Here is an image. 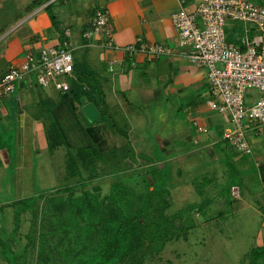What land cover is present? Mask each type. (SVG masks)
I'll return each mask as SVG.
<instances>
[{
    "label": "rangeland",
    "instance_id": "obj_1",
    "mask_svg": "<svg viewBox=\"0 0 264 264\" xmlns=\"http://www.w3.org/2000/svg\"><path fill=\"white\" fill-rule=\"evenodd\" d=\"M85 1L88 0H65L62 13L59 9L60 3L54 2L50 11L56 16L57 23H59L62 20L60 18L72 14L70 12L73 5L83 6ZM251 1L260 3L259 5L264 7V1ZM28 3L29 0H5L4 4L0 6L1 27L7 20L13 22L18 17L20 19L22 15L25 16V11L22 9ZM44 12L48 14V11ZM241 23L227 21L226 32L233 28L234 35L240 36L243 29ZM60 24H57V27L63 31L67 22H60ZM8 28L9 26L0 28L1 35H5ZM71 42L73 46H76L73 37ZM72 55L75 62H78V65L84 70L83 83L85 85L92 84L93 80L95 83L102 82L101 79H97L96 73L94 74L97 70L90 64L85 45L82 48H74ZM65 80L69 84L72 83L69 78H65ZM100 86L104 91V86L102 87L101 84ZM109 88H111L110 85ZM42 89L51 101H44L41 104L37 102L31 107L27 106L26 111L28 113L32 111V116L38 112L47 111L51 105H57L64 99L73 104L74 111L80 114L79 119L81 118L82 124L87 128H91L90 124L98 120L96 118L87 122L84 115L80 113L81 108L79 109V105L73 100L72 91L59 92L52 85L38 89V91L41 92ZM18 93L16 90L9 94L5 100L9 110L7 112H10L7 119L12 122L14 128L0 132V145L6 146V152L9 154L7 161L0 164V171L2 170L0 174V251L2 252L3 248L4 252L8 248L6 253L0 255V264H3L4 261L7 262L6 258L12 262L16 260L17 264H23L21 261L24 260L25 264H36L37 252L40 249L46 252L48 244L52 246L58 242L57 238H51L49 242L41 244L44 237H39V233L45 235L49 226L47 224L42 228L39 221L43 197L55 194L61 199L73 198L80 196L84 191H94L102 197L109 193L110 184L114 180L103 164L97 165V176L94 178L86 179L89 173L85 172L84 179L77 180L75 176L70 177L66 147L61 146L50 152L43 130L40 137L36 136V140L32 141L27 126L19 127L16 115ZM118 93L120 94L119 91ZM128 94L125 91L120 96L128 97ZM130 96L132 95L130 94ZM259 98L260 94L257 91L248 90L245 102L252 105ZM11 100H13V104L10 102ZM11 105H13L12 112L10 111ZM132 106L131 112L127 109L123 110L121 106L107 109L112 118L107 121H115L121 131L129 132L131 142L128 148L133 152L132 162L137 160L143 166L156 164L160 168L154 177L159 180V184L163 181L172 194L167 214L177 216L175 218L176 227L183 225L187 230L186 235L181 237L180 234L178 239L167 243L160 253L148 258L144 264H249L247 253L258 242L263 241L256 233L261 230L259 228L263 220L260 215L264 211L260 208L264 206V188L257 176V167L254 162L255 150L251 154H243L231 149L229 144L222 140V134L225 129L232 130L234 126L231 122L220 119L221 116L216 111L211 112L215 115L214 117H211L210 112H206V110H203L200 116L191 115L186 109L165 110L166 112L157 110L158 112L154 113V108L150 104L139 100L134 101ZM132 112L139 117L134 115L133 118L130 115ZM161 112L164 114H158ZM202 114L210 116V119L202 120L208 130L203 135L198 133L194 125L195 121L201 122ZM162 116L164 117L162 118ZM136 119L138 123L132 125L131 120ZM105 122L100 120L101 124H105ZM105 125L109 130L108 125ZM260 129L264 131V128ZM107 130L102 136V147L105 151L124 145L122 137L113 135ZM213 134L219 142L218 147H228L226 160L213 161L209 155L205 156L204 152H202L203 154L200 152L196 155L183 156L187 152L192 153L196 150L193 149L195 147L192 143L193 138ZM158 136H166L170 139L169 153L168 151L165 153L158 145ZM250 136L251 132L249 131L247 132L248 142ZM69 137L73 138L72 135ZM31 144L35 148L32 155L33 163L30 169L25 171L21 168L23 162L26 161L23 153ZM250 144L253 145L251 141ZM71 147L75 148V145ZM36 150H41V152H35ZM235 158L237 159L235 160ZM137 167L138 165L133 164V169ZM233 187H237L240 191L239 198L231 195L230 188ZM57 190L58 192H56ZM149 206H152L151 202ZM190 206L193 207L192 211L186 212ZM46 210L45 206V214ZM44 219L47 221L49 218L44 217L43 221H45ZM13 229L17 231L15 232ZM261 234L263 236V233ZM3 244L8 245L6 249ZM42 245H46V247ZM53 253L55 255L54 251ZM260 264H264V259L260 261Z\"/></svg>",
    "mask_w": 264,
    "mask_h": 264
},
{
    "label": "crops",
    "instance_id": "obj_2",
    "mask_svg": "<svg viewBox=\"0 0 264 264\" xmlns=\"http://www.w3.org/2000/svg\"><path fill=\"white\" fill-rule=\"evenodd\" d=\"M200 1L201 0H88L85 1L86 3L84 2L83 6H77V4L73 5L70 12L72 14L60 18L62 20L57 24L61 25L60 22H67V25H64L65 29L63 31H69V36L65 35V39L70 43L72 54L74 48H82L85 45L91 66L99 72H94V74L96 73L97 79L102 80L100 84L102 87L104 86L103 93L107 109L110 110L121 106L123 110L127 109L131 112V110H133L132 103L139 100L140 102L150 104L152 108H154V113L158 112L157 110L166 112L165 110L174 109L178 111L186 109L189 114L200 116L201 112L206 110V112H210L211 117H214L215 115L211 114V112L216 110L210 109L207 103L210 97L208 69L205 67H197L190 62L187 56V49L180 48L178 45V32L171 21L172 14L179 11L181 8H185L188 12L196 13ZM4 2L5 0L0 1V6L3 5ZM30 2L31 0H29L27 6ZM59 3L61 6L59 9L62 13L65 6L63 4L65 2ZM95 6L104 7V9L108 11L112 41L117 49L101 48L100 45L97 44L98 41H96V38L91 37L92 39H85L82 37V34L89 29L93 16L92 10ZM10 21L11 20H7L2 26L3 28L9 26L6 34L1 35L0 33V74L7 72L11 66L20 64L29 53L37 56L41 48L61 44V30L59 27H54L52 25L48 14L43 10V6L25 14V16L22 15L20 19L18 17L14 20L16 21L15 23L14 21ZM56 21L58 20L56 19ZM241 26H243L242 33L238 37L234 35L233 28L229 29L228 32L225 30L229 43L241 46L242 38L246 36L253 38L258 35L257 28L253 24L241 23ZM2 27L0 25L1 29ZM72 37L75 40L76 46H73L71 42ZM144 42L164 45L171 48L173 54L170 56L148 59L143 54H136L133 56L126 55L122 50L127 45ZM75 63L79 66L78 62ZM33 80L26 79L19 82L16 84L14 91L16 92V90H18L19 92L17 97L18 108L16 110L19 127L27 126L32 141L36 140V136L40 137L43 128L40 121L32 117V111L28 113L26 108H28L27 106L31 107L37 102L42 103L44 101H51L48 96L45 95L44 89H42L41 92L38 91V89L43 87L37 86ZM109 85L111 88H109ZM118 91L121 95L125 91L126 93L128 92V97L124 95L121 97ZM130 94L132 96H130ZM26 96L27 99H25ZM6 97L7 96L0 99L1 133L3 130L14 128L12 122L7 119L9 118L10 112H7L8 109L5 104V102H7L5 101L7 100ZM216 101L220 102L219 99ZM10 102L13 104V100ZM82 107L80 109L79 106V109L87 119V122H91L83 112ZM74 110L75 108L72 103L70 104L62 99L54 107L53 114L57 120L64 125V130H70L69 133L73 136V138L69 137L71 142L77 139L87 145L92 144L94 139H96L92 134V127L87 128L84 126L81 118L79 119L80 114ZM10 111H13V105H11ZM133 112L130 115L133 116V118L134 115L138 118L139 116ZM164 112L158 114L163 115ZM204 114L200 117L201 122H194L195 126L197 124L207 128L202 120L210 119V116H205ZM114 115H116V113H114ZM219 116H221V118L219 117L220 119L230 122L228 116L220 113ZM163 117L164 116H162V118ZM130 123L135 125L138 123V120H131ZM161 123L163 124V120ZM244 127L246 129V137L247 132H251L250 141L253 145L250 144V141L249 144L252 147V151L255 150L254 162L257 167V176L264 188V138H262L264 137V131H261L260 128L254 129L251 124H245ZM89 129H91V131H89ZM226 130L229 129H225V131ZM198 133L202 135L206 134L200 133L199 131ZM127 134H129L128 131ZM157 139L160 148L164 150L165 153H167V151L169 153L170 149L168 150V148L171 146L170 139L166 136H158ZM123 140L125 144L126 139L123 138ZM222 140L224 141L223 134ZM247 140L249 139L247 138ZM192 141L195 145L193 149L197 151L194 150L192 153L187 152L183 155L184 157L204 152L205 156L209 155L213 161L220 162L221 160H226L225 157L226 155L228 156V147H218L219 142L216 140L214 134L206 135V137L196 136ZM130 142L131 140L128 135L127 143ZM70 145L75 144L70 143ZM229 147H231L230 144ZM34 149L33 144H31L24 150L23 156L26 161L23 162L21 168L25 171H28L32 166ZM6 150V146L0 145V164L1 162L7 161L9 154ZM37 151L39 150L35 152ZM39 152H41V150ZM236 159L237 158H235V160ZM1 172L2 170L0 174ZM230 189L231 195L233 190H238L237 187ZM238 193L240 196L239 190ZM260 210L264 211V206H261ZM260 216H262L261 218L263 219L259 228L261 230L256 233L263 241L258 242L255 247H264V212H262ZM261 233H263V236ZM258 237L257 239H259ZM1 250L2 252L0 251V255L4 254L3 249ZM3 264L8 263L4 261Z\"/></svg>",
    "mask_w": 264,
    "mask_h": 264
},
{
    "label": "trees",
    "instance_id": "obj_3",
    "mask_svg": "<svg viewBox=\"0 0 264 264\" xmlns=\"http://www.w3.org/2000/svg\"><path fill=\"white\" fill-rule=\"evenodd\" d=\"M64 1L31 0L24 11L27 14L44 6L43 10L48 11L55 27L57 21L50 7L54 2ZM60 37V43L67 40L64 31H61ZM83 71L74 61L75 79H71L69 91H72L70 94L80 108L91 103L98 112V120L90 124L96 138L92 144L87 145L76 139L72 142L75 148L71 147L70 130H64V125L53 114L56 104L32 117L42 124L50 152L61 146L66 147L70 177L84 179L85 172L89 173L86 179L94 178L97 176V165L103 164L114 180L110 184L109 193L102 197L94 191H84L80 196L65 199L55 194L43 197L39 221L42 228L47 224L49 226L45 235L39 233V237H44L41 244L49 242L51 238H57L58 242L52 246L48 244L46 252L40 249L36 255V264H144L148 258L160 253L167 243L178 239L180 234L181 237L186 235L187 230L183 225L176 227L177 216L167 214L172 194L163 181L159 184V180L154 177L160 168L156 164L143 166L137 160L132 162L133 152L128 148L127 132L120 131L115 121H107L112 118L100 83L93 80L92 84L85 85ZM100 120L106 121L109 130ZM105 130L125 138L126 143L105 151L102 147ZM133 164L138 167L133 169ZM150 202L152 206H149ZM192 209L190 206L186 212ZM44 217L49 219L43 221ZM3 246L6 249L7 245ZM247 256L249 264H260L264 259V247L252 248ZM6 259L8 264H17L16 260L12 262ZM21 262L25 264L26 261Z\"/></svg>",
    "mask_w": 264,
    "mask_h": 264
},
{
    "label": "built area",
    "instance_id": "obj_4",
    "mask_svg": "<svg viewBox=\"0 0 264 264\" xmlns=\"http://www.w3.org/2000/svg\"><path fill=\"white\" fill-rule=\"evenodd\" d=\"M109 20L106 9L94 7L89 29L82 37L96 38L101 48L117 49ZM229 20L253 24L258 35L242 38L241 46L229 43L225 33ZM171 21L178 32V45L187 49L190 62L208 69V106L228 116L234 126L223 133L224 141L236 152L251 154L244 125L264 128V7L251 0H201L196 13L181 8L172 14ZM65 35L69 36V31ZM122 50L126 55L143 54L148 59L173 54L171 48L145 42L127 45ZM73 62L67 40L57 46L41 48L37 56L27 54L20 64L0 74V99L13 93L16 84L26 79H34L39 87L52 85L59 92H68L70 87L65 78H74ZM248 90L260 94L252 105L245 102ZM196 126L200 133L207 132L204 126ZM232 195L238 197V190H233Z\"/></svg>",
    "mask_w": 264,
    "mask_h": 264
},
{
    "label": "water",
    "instance_id": "obj_5",
    "mask_svg": "<svg viewBox=\"0 0 264 264\" xmlns=\"http://www.w3.org/2000/svg\"><path fill=\"white\" fill-rule=\"evenodd\" d=\"M83 112L86 114L87 118L90 121H93L98 118V112L91 103L86 104V106L83 107Z\"/></svg>",
    "mask_w": 264,
    "mask_h": 264
}]
</instances>
